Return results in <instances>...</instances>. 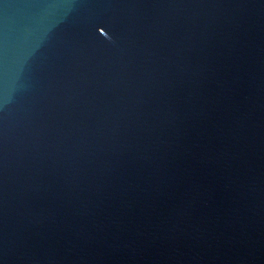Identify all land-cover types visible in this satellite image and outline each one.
I'll return each instance as SVG.
<instances>
[{"label":"water","instance_id":"water-1","mask_svg":"<svg viewBox=\"0 0 264 264\" xmlns=\"http://www.w3.org/2000/svg\"><path fill=\"white\" fill-rule=\"evenodd\" d=\"M0 264H264V0H0Z\"/></svg>","mask_w":264,"mask_h":264}]
</instances>
